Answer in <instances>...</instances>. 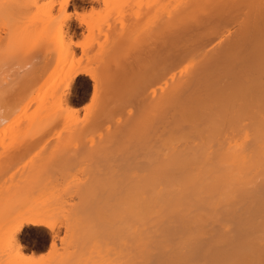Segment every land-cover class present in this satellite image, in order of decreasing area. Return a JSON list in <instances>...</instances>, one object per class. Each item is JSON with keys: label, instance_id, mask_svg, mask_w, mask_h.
Wrapping results in <instances>:
<instances>
[{"label": "bare ground", "instance_id": "1", "mask_svg": "<svg viewBox=\"0 0 264 264\" xmlns=\"http://www.w3.org/2000/svg\"><path fill=\"white\" fill-rule=\"evenodd\" d=\"M40 2L0 0V75L5 65L21 68L25 62L7 7L37 8ZM193 2L179 3L185 9L174 22L175 48L168 39L162 77L142 119L147 131L141 127L137 141L149 138L148 163L115 185V264H264V0ZM47 18L44 31L55 36L53 16ZM63 26L53 31L54 56L27 74L32 85L18 111L3 116L15 126L27 114L22 131L59 119L68 124L73 111L63 87L92 74L63 43ZM139 145L138 152L144 149ZM6 196L0 197V251L21 249L23 227L54 231L42 201ZM0 264L12 262L4 257Z\"/></svg>", "mask_w": 264, "mask_h": 264}, {"label": "rangeland", "instance_id": "2", "mask_svg": "<svg viewBox=\"0 0 264 264\" xmlns=\"http://www.w3.org/2000/svg\"><path fill=\"white\" fill-rule=\"evenodd\" d=\"M63 1L41 0L37 8L10 4L6 11L12 30L19 34L14 38L25 62L21 68L15 62L1 65V71L7 68L0 75V197L42 201L55 232L23 227L18 235L21 249L0 251V261L5 257L12 264H115V185L117 179L131 178L130 171L139 173L143 164L145 170V150L151 143L148 135L143 146L137 138L156 95L152 87L162 77L168 39L175 48L179 26L174 22L185 9L179 3L195 0H67L62 9ZM162 4L168 7L159 10ZM49 14L52 34L57 37L53 31L63 23V43L92 74H81L63 87L73 123L59 119L39 131H22L27 114L16 117L21 126L17 121L11 126L13 119L3 116L18 111L32 85L29 71L54 56L57 39L44 31ZM136 143L143 151H137Z\"/></svg>", "mask_w": 264, "mask_h": 264}]
</instances>
